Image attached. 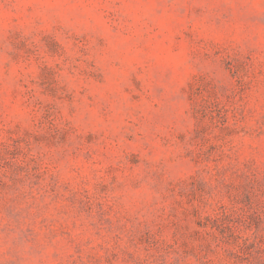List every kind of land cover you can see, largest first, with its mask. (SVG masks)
<instances>
[{
  "label": "rangeland",
  "instance_id": "374dc122",
  "mask_svg": "<svg viewBox=\"0 0 264 264\" xmlns=\"http://www.w3.org/2000/svg\"><path fill=\"white\" fill-rule=\"evenodd\" d=\"M0 264H264V0H0Z\"/></svg>",
  "mask_w": 264,
  "mask_h": 264
}]
</instances>
